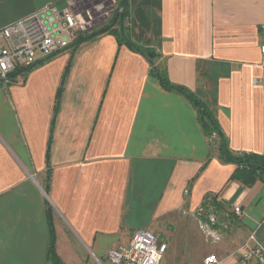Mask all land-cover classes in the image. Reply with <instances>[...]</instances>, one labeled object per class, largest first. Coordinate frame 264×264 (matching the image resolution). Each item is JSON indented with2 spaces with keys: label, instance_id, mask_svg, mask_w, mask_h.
<instances>
[{
  "label": "crops",
  "instance_id": "crops-1",
  "mask_svg": "<svg viewBox=\"0 0 264 264\" xmlns=\"http://www.w3.org/2000/svg\"><path fill=\"white\" fill-rule=\"evenodd\" d=\"M62 1L0 0V28ZM123 24L153 60L119 29L0 84V264H55L53 237L65 264H115L109 249L137 228L182 258L193 243L222 251L252 230L264 243V180L233 178L198 107L157 74L204 101L233 151L264 154V0H127ZM211 203L230 213L218 244L198 225Z\"/></svg>",
  "mask_w": 264,
  "mask_h": 264
},
{
  "label": "built area",
  "instance_id": "built-area-1",
  "mask_svg": "<svg viewBox=\"0 0 264 264\" xmlns=\"http://www.w3.org/2000/svg\"><path fill=\"white\" fill-rule=\"evenodd\" d=\"M65 3L63 7L58 3L46 4L0 28V84L24 83L33 66L70 47L79 35L99 29L118 8V0H65ZM261 53L264 68V42ZM210 136L215 138L216 133ZM231 212L243 214L240 205H233ZM196 213L205 241L220 243L230 228V213H221L212 203L199 207ZM166 249L167 243L157 233L137 228L128 244L109 249L108 258L115 264H161ZM194 264H264V243L252 230L240 245L211 250Z\"/></svg>",
  "mask_w": 264,
  "mask_h": 264
},
{
  "label": "trees",
  "instance_id": "trees-1",
  "mask_svg": "<svg viewBox=\"0 0 264 264\" xmlns=\"http://www.w3.org/2000/svg\"><path fill=\"white\" fill-rule=\"evenodd\" d=\"M119 3L121 6L122 5L124 6L122 17L121 14H119L118 12L119 10L117 9L115 15L111 18L110 23L101 27V29H97L91 32L81 34L79 36V39L73 43L74 47L76 48L78 44H80L82 41L88 38H93L107 31L118 32L120 29L119 37L123 35L122 36L123 38H127L123 24L124 18L127 14V0H120ZM127 40L129 41V44L132 47L144 53L150 60L154 59L155 55L150 49L141 48L140 46L133 43L130 39L127 38ZM51 56H49L48 58H50ZM67 72H68V67L64 72L61 84L58 89L57 102L55 106V115L53 118L52 126L55 123L56 114L59 109L60 98L62 95ZM157 74L165 87L170 89H175L186 94L189 97V99H191V101H193V103L198 107L200 120L203 125V128L205 129L206 134L210 136L212 133H216V141L218 142L220 157L225 161H230L237 164V168L233 174V178H237L249 186L253 185L259 179L264 180V154L233 151L229 146L228 138L225 135L224 131L222 130L217 118L205 105L204 101L193 95V93L189 91L186 87L172 83L159 72H157ZM51 140H52V135L49 138V143L47 148V161L49 159ZM46 189L48 190V185L46 186ZM52 233H53V229H52ZM50 259L54 261L55 264H65L55 250L54 237L52 238V242L50 246Z\"/></svg>",
  "mask_w": 264,
  "mask_h": 264
},
{
  "label": "rangeland",
  "instance_id": "rangeland-1",
  "mask_svg": "<svg viewBox=\"0 0 264 264\" xmlns=\"http://www.w3.org/2000/svg\"><path fill=\"white\" fill-rule=\"evenodd\" d=\"M195 237H197V235H195ZM187 247H189V250H186L185 252L183 251L185 254L183 258L181 257L182 253L174 254L173 256L167 255V253H165L161 263L163 262V264H189L190 262L192 263L200 260L206 253L209 252V250H207L206 252L201 254L203 247L199 246V244L197 245L196 243H193Z\"/></svg>",
  "mask_w": 264,
  "mask_h": 264
},
{
  "label": "water",
  "instance_id": "water-1",
  "mask_svg": "<svg viewBox=\"0 0 264 264\" xmlns=\"http://www.w3.org/2000/svg\"><path fill=\"white\" fill-rule=\"evenodd\" d=\"M66 3H65V1H62L61 3H59L58 5L60 6V7H63L64 5H65ZM123 10H124V6L122 5L121 7H119V14H121V17L123 16Z\"/></svg>",
  "mask_w": 264,
  "mask_h": 264
}]
</instances>
